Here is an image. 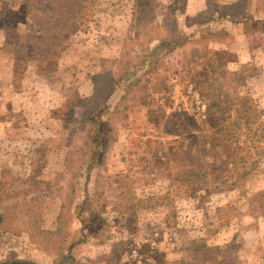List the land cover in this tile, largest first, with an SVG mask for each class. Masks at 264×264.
I'll use <instances>...</instances> for the list:
<instances>
[{
  "label": "rangeland",
  "instance_id": "rangeland-1",
  "mask_svg": "<svg viewBox=\"0 0 264 264\" xmlns=\"http://www.w3.org/2000/svg\"><path fill=\"white\" fill-rule=\"evenodd\" d=\"M27 2L0 0V96L17 99L0 112L16 128L0 138V264H149L152 247L159 264H264V0H97L65 33H45L59 5ZM216 51L203 68L242 72L230 94L257 112L260 156L190 195L185 158L159 160L204 114L186 72Z\"/></svg>",
  "mask_w": 264,
  "mask_h": 264
},
{
  "label": "trees",
  "instance_id": "trees-1",
  "mask_svg": "<svg viewBox=\"0 0 264 264\" xmlns=\"http://www.w3.org/2000/svg\"><path fill=\"white\" fill-rule=\"evenodd\" d=\"M31 1L28 0L27 4L32 5ZM96 1L45 0L46 3H55L60 6L54 24L52 27H47L45 33L54 32L56 29L61 33H65L69 30L71 23L85 19L88 8L89 10L92 9ZM141 5L142 8H147L144 2ZM43 14L46 15L47 13ZM52 41L54 42L55 39H52ZM223 53L222 51H216L208 55L207 52L204 57L197 55L192 57V63L196 61L195 65L186 73L191 75L194 72L189 78H191L193 88L198 92L199 98L206 109L204 114L201 117L199 116L195 122L192 121L184 128L179 126L176 129L177 133L174 136L182 140V143L179 144V148L172 155L166 151L161 152L167 154L166 162L159 160V168H162V171L168 170L166 168L169 167L170 161H178L181 157L185 158L186 162L177 169L174 175L176 183H179L181 187H185L186 190H191L190 192L185 191V194H194L195 186H199L208 194L220 192L222 188L228 187L232 183L230 180L239 174L241 168L245 170L239 177L244 178L256 170L258 165L255 159H258L260 155L256 151L261 149L263 128L257 122V112L252 109L248 95L241 94L238 91H235L236 96L234 97L230 94L231 91L237 89V85H245L242 72H227V70L225 72V69H216L214 68L215 63L209 64V70L203 68L205 59L221 58ZM219 65L220 67L223 65L222 61L219 62ZM182 72H185V70ZM218 76L228 80L227 83H223V87L221 83L214 84V80ZM158 103L151 99L149 103L141 102V106L148 108L152 105L158 106ZM151 110L153 111V109ZM250 112L253 113L249 114ZM108 114L113 115L115 112ZM102 115L99 114L96 117L97 122L101 121ZM147 115H150L147 122L152 121V113L149 112ZM252 150H255V152L252 153ZM219 151L225 156L224 159H218L221 155ZM210 155L213 156L211 161L206 158ZM244 156L248 158H244ZM249 164L250 167L247 168ZM221 167L228 169L222 173ZM200 179H203L201 185L198 182ZM151 249L153 250V256L148 263L159 264L157 259L160 256L162 257L163 253L154 247ZM13 264L29 263L15 262Z\"/></svg>",
  "mask_w": 264,
  "mask_h": 264
},
{
  "label": "crops",
  "instance_id": "crops-1",
  "mask_svg": "<svg viewBox=\"0 0 264 264\" xmlns=\"http://www.w3.org/2000/svg\"><path fill=\"white\" fill-rule=\"evenodd\" d=\"M14 97H17V96H14ZM9 102V105L11 107V104L14 102V103H17V99H14L12 100V96H7V97H4V96H0V112H2V110H4L6 107L5 105ZM16 131V128H12L10 126L7 125L6 126H3L1 129H0V138H4V137H9L10 135H12V133H14Z\"/></svg>",
  "mask_w": 264,
  "mask_h": 264
}]
</instances>
